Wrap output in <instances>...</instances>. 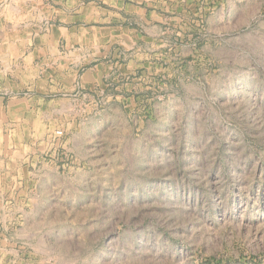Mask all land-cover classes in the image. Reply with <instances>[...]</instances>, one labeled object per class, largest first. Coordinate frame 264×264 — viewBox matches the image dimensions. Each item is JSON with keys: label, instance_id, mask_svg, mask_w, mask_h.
I'll list each match as a JSON object with an SVG mask.
<instances>
[{"label": "rangeland", "instance_id": "rangeland-1", "mask_svg": "<svg viewBox=\"0 0 264 264\" xmlns=\"http://www.w3.org/2000/svg\"><path fill=\"white\" fill-rule=\"evenodd\" d=\"M144 5L99 82L6 93L0 264H264V0Z\"/></svg>", "mask_w": 264, "mask_h": 264}, {"label": "crops", "instance_id": "crops-1", "mask_svg": "<svg viewBox=\"0 0 264 264\" xmlns=\"http://www.w3.org/2000/svg\"><path fill=\"white\" fill-rule=\"evenodd\" d=\"M134 12L145 18L144 0H0V105L15 87L44 92L99 82L104 64H81L86 48L100 38L99 30L87 31L86 25L111 16L128 21ZM109 29L125 33L127 43L133 35L127 25ZM11 110L14 115L20 109Z\"/></svg>", "mask_w": 264, "mask_h": 264}, {"label": "built area", "instance_id": "built-area-1", "mask_svg": "<svg viewBox=\"0 0 264 264\" xmlns=\"http://www.w3.org/2000/svg\"><path fill=\"white\" fill-rule=\"evenodd\" d=\"M62 132L61 131H58V133L57 134H61Z\"/></svg>", "mask_w": 264, "mask_h": 264}]
</instances>
